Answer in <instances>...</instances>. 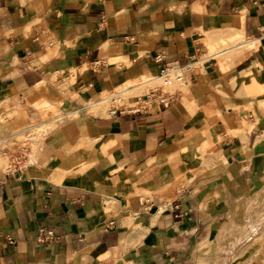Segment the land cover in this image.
Masks as SVG:
<instances>
[{"label": "crops", "instance_id": "obj_1", "mask_svg": "<svg viewBox=\"0 0 264 264\" xmlns=\"http://www.w3.org/2000/svg\"><path fill=\"white\" fill-rule=\"evenodd\" d=\"M0 151V264H264V0H0Z\"/></svg>", "mask_w": 264, "mask_h": 264}, {"label": "built area", "instance_id": "obj_2", "mask_svg": "<svg viewBox=\"0 0 264 264\" xmlns=\"http://www.w3.org/2000/svg\"><path fill=\"white\" fill-rule=\"evenodd\" d=\"M205 58H199V59H191L188 60L185 63H172L165 65L160 72V75L158 77L154 78H148L146 82H153L156 78H164L171 76V79H175L176 81L183 82L185 79V76L191 72H193L198 66L200 65L201 61H203ZM121 92H115L113 94H110L108 97L112 102H115L116 99L120 96ZM175 95L172 91H167L164 88H160L158 86L152 87V89L149 91L148 94H143L142 97L137 99L138 108H133L134 111H138L141 109H145L148 106H150L154 102H158L159 104H169L174 99ZM128 108V107H127ZM126 109L121 110L120 107H117L113 105L110 107V112L112 114H116L122 111H128ZM132 109V108H131ZM129 109V111L131 110ZM26 148H23L22 151H20L18 154H15L11 156L10 162L8 164V168H12L16 166V162L20 159H22L25 156ZM3 157V152L0 151V159ZM52 234V231H48L47 234H44L43 238H49ZM10 241H13L11 237H9Z\"/></svg>", "mask_w": 264, "mask_h": 264}, {"label": "rangeland", "instance_id": "obj_3", "mask_svg": "<svg viewBox=\"0 0 264 264\" xmlns=\"http://www.w3.org/2000/svg\"><path fill=\"white\" fill-rule=\"evenodd\" d=\"M169 78L170 77L164 78V80H161L160 78H156L155 80H153V82L152 81L151 82H146V79L137 80L133 84H138L139 82H143V84H141L139 86H136V87L132 86L131 88H129V90L130 89H132V90L129 91L127 89L129 92L125 91V88H127V86L125 88L122 87L121 89L116 90V92H119V91L122 92L123 91L124 94H123V92L120 93V96L118 97V99H116L115 102H112L110 99H109V101L106 99L107 102H105L103 106L104 107L106 106V108H109V107H112L113 105H115L117 107H121L123 109H126L130 105L137 104V99L138 98L140 99L143 94H148L150 88H152V87L158 86L160 88H164L167 91L168 90L172 91L174 88L180 87L182 85L181 82L176 81L173 78L172 79L171 78L169 79ZM134 88H135V90H134ZM129 93H130V95H129ZM122 94H123V96H122ZM106 96H107L106 98H108L109 95L107 94ZM123 97H125L126 100ZM120 99H122L124 102H122V100H120ZM134 100H136V102ZM119 101H121V102H119ZM126 104H128V105H126ZM47 110L48 111L53 110L54 113L57 112L54 109H52V107H50V106L48 107ZM8 157H9L8 153H3L2 161L4 163L8 162Z\"/></svg>", "mask_w": 264, "mask_h": 264}, {"label": "bare ground", "instance_id": "obj_4", "mask_svg": "<svg viewBox=\"0 0 264 264\" xmlns=\"http://www.w3.org/2000/svg\"><path fill=\"white\" fill-rule=\"evenodd\" d=\"M168 77L171 78V76H168ZM168 77H164V78H168ZM164 78H160V79H161V80H164ZM170 78H169V79H170ZM157 81H158V80H157ZM128 90H129V89H128ZM128 90L126 89L125 91H128ZM130 90H132V89H130ZM130 90H129V91H130ZM129 91H128V92H129ZM119 92H121V91H119ZM122 92H123V91H122ZM122 92H121V93H122ZM112 94H113V93H112ZM123 94H124V92H123ZM123 94H122V96H123ZM129 95H130V93H129ZM129 95H128V96H129ZM123 98L126 100L125 97H123ZM106 99L109 101L110 98L108 97V98H106ZM117 99H118V98H117ZM120 100H122V99H120ZM119 102H121V101H119ZM122 102H124V101L122 100ZM103 103H104V102H103ZM133 104H134V103H133ZM105 105H106V104H105ZM126 105H128V104H126ZM105 107H106V106H105Z\"/></svg>", "mask_w": 264, "mask_h": 264}]
</instances>
